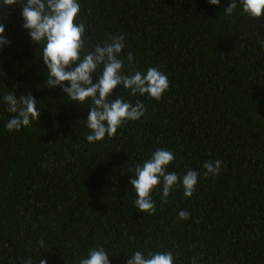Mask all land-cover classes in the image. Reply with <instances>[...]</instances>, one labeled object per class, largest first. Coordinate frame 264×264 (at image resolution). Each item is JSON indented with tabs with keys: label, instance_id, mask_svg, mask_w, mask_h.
<instances>
[{
	"label": "trees",
	"instance_id": "trees-1",
	"mask_svg": "<svg viewBox=\"0 0 264 264\" xmlns=\"http://www.w3.org/2000/svg\"><path fill=\"white\" fill-rule=\"evenodd\" d=\"M78 2L75 22L87 29L81 59L124 35L123 73L156 67L169 88L157 101L118 85L108 99L140 101L145 114L89 144L91 99L79 105L44 87L42 45L22 28L21 6L0 7L11 41L0 48V264H79L94 248L110 264H126L135 251H171L173 264H264V16L242 14L239 0L230 17V0ZM28 92L38 121L9 132L14 114L3 96ZM158 148L175 157L169 172L199 176L192 197L176 187L165 204L158 184L150 215L135 206L130 180ZM208 160L223 162L219 175H203ZM181 210L188 220L177 219Z\"/></svg>",
	"mask_w": 264,
	"mask_h": 264
},
{
	"label": "clouds",
	"instance_id": "clouds-1",
	"mask_svg": "<svg viewBox=\"0 0 264 264\" xmlns=\"http://www.w3.org/2000/svg\"><path fill=\"white\" fill-rule=\"evenodd\" d=\"M210 5H219L220 0H208ZM19 4L21 6L22 28L28 31L32 43L42 45L41 55L47 69L45 73V88L60 87L69 100L81 104L91 99L87 119L84 120L90 134L86 136L89 144L101 141L107 136L112 138L117 129L129 121H136L145 114V106L140 101L135 104L123 101L119 95L115 100H109L113 90L121 85L123 90H129L131 96L147 95L159 101L162 94L169 88L168 77L158 68L150 67L145 72L135 71L130 75L123 73L124 61L120 58L125 47V36H109L102 44H96L94 50L88 51L81 59V51L86 44L87 31L83 22H75L80 12L78 0H0V7ZM242 14L252 19L264 16V0H239ZM237 0H230L224 8L226 17L237 10ZM5 25L0 23V48L9 46L11 41L5 36ZM264 49V41L260 42ZM131 52L127 54L128 64L134 63ZM102 66L98 76L97 69ZM95 78V83L93 82ZM68 84L65 86L64 82ZM7 111L14 114L5 125L9 132L20 131L38 121L40 110L37 100L31 92L13 93L3 96ZM174 155L163 148L156 149L142 165H137L132 171L135 176L130 184L136 193L135 206L141 213L154 214L155 202L151 191L162 185L161 204L167 203L170 191L176 187L183 188L185 198L192 197L199 173L188 170L183 177L175 172H169L167 166L174 160ZM222 161L208 160L203 164V175L207 177L219 175ZM190 213L183 210L178 213V220H188ZM41 248L44 242H39ZM171 251L149 252L147 256L141 251H135L126 264H173ZM193 257L191 264H195ZM25 264H35L31 259ZM39 264H47L40 259ZM79 264H110L109 254L103 248H94L88 252V259L81 258Z\"/></svg>",
	"mask_w": 264,
	"mask_h": 264
}]
</instances>
